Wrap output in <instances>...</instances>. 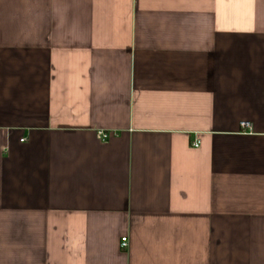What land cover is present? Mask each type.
Wrapping results in <instances>:
<instances>
[{
    "label": "crops",
    "instance_id": "obj_1",
    "mask_svg": "<svg viewBox=\"0 0 264 264\" xmlns=\"http://www.w3.org/2000/svg\"><path fill=\"white\" fill-rule=\"evenodd\" d=\"M0 264H264V0H0Z\"/></svg>",
    "mask_w": 264,
    "mask_h": 264
},
{
    "label": "built area",
    "instance_id": "obj_2",
    "mask_svg": "<svg viewBox=\"0 0 264 264\" xmlns=\"http://www.w3.org/2000/svg\"><path fill=\"white\" fill-rule=\"evenodd\" d=\"M241 127L243 129H250L251 128V125L249 123L244 122V123L241 124ZM99 136L101 137L102 140L107 139V135L104 134V133H102V132L99 133ZM194 146L195 147H198L199 146V142H196L194 144ZM122 247L125 248V249L128 247V238L127 237H124L122 239Z\"/></svg>",
    "mask_w": 264,
    "mask_h": 264
}]
</instances>
